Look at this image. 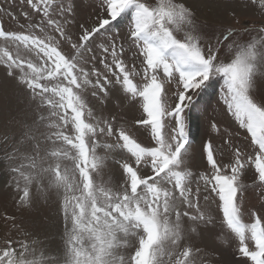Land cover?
<instances>
[{"label": "snow or ice", "instance_id": "6c2138e0", "mask_svg": "<svg viewBox=\"0 0 264 264\" xmlns=\"http://www.w3.org/2000/svg\"><path fill=\"white\" fill-rule=\"evenodd\" d=\"M218 3L232 26L191 0H89L86 17L83 0H0V66L32 113L0 135V173L16 212L55 204L62 223L40 236L0 213V264H218L208 232L230 264H264V0ZM217 78L245 136L210 120L223 144L196 152L189 113Z\"/></svg>", "mask_w": 264, "mask_h": 264}, {"label": "rangeland", "instance_id": "374dc122", "mask_svg": "<svg viewBox=\"0 0 264 264\" xmlns=\"http://www.w3.org/2000/svg\"><path fill=\"white\" fill-rule=\"evenodd\" d=\"M6 3V0H4ZM194 4L199 20L207 25L209 29H223L233 25L232 19L222 10L218 0H191ZM84 7L81 9V16L86 17L90 11L94 9L88 7L89 0H83ZM19 7V5H18ZM6 27L17 28V21L11 20L9 17H4ZM20 22H23L21 18ZM259 26L260 19L258 16H243L240 18V25L248 27L249 25ZM240 25H235L239 28ZM255 34V33H253ZM241 43L249 39V34L244 33L241 29L238 34ZM232 55V52L228 53ZM223 81L217 78L211 83L197 98L196 107L189 113L190 117V136L193 140V151L198 152L201 142L207 139H214L217 144H223L222 140L218 139V134L209 127V121L215 120L219 122L222 129H227L229 132L237 133V143H240L245 131L238 127V123L234 120L230 113L225 111V105L222 100ZM255 91L258 94L264 93V76L258 75ZM137 108L141 105L137 104ZM124 118L131 121L134 116L139 115L135 109L125 104L123 110ZM32 113L27 109L25 102L20 98L14 84L6 78L3 71V66H0V135L5 131H11L13 123L20 120L30 118ZM115 178V177H114ZM10 183L9 177L0 173V213L7 215H15L18 221L23 223V227L32 233L43 236L46 233H58L62 229V223L58 216L55 204H45L41 202L33 210L25 215L16 212L13 207V200L10 195V190L7 183ZM249 200L246 207L255 206L258 209L261 202L250 192ZM215 207V205H213ZM245 223H250L251 219L245 215L243 217ZM11 221H5L0 215V236L5 235L11 225ZM218 231V230H217ZM15 236L16 233L12 232ZM201 247L208 249H216L220 255L218 264H230L232 259L229 245L224 240L219 239L214 232L206 233L202 239L197 238Z\"/></svg>", "mask_w": 264, "mask_h": 264}]
</instances>
